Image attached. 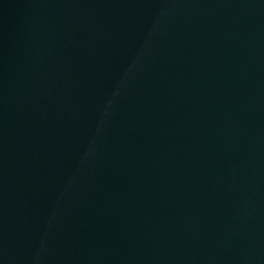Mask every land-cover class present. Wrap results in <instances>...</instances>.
<instances>
[{
	"label": "water",
	"instance_id": "obj_1",
	"mask_svg": "<svg viewBox=\"0 0 264 264\" xmlns=\"http://www.w3.org/2000/svg\"><path fill=\"white\" fill-rule=\"evenodd\" d=\"M0 264H264V0H170L0 211Z\"/></svg>",
	"mask_w": 264,
	"mask_h": 264
}]
</instances>
